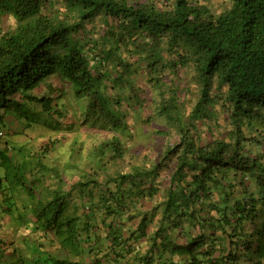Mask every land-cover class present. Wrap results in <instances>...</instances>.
<instances>
[{"label": "trees", "instance_id": "16d2710c", "mask_svg": "<svg viewBox=\"0 0 264 264\" xmlns=\"http://www.w3.org/2000/svg\"><path fill=\"white\" fill-rule=\"evenodd\" d=\"M164 1L0 0V264H264V0Z\"/></svg>", "mask_w": 264, "mask_h": 264}, {"label": "rangeland", "instance_id": "374dc122", "mask_svg": "<svg viewBox=\"0 0 264 264\" xmlns=\"http://www.w3.org/2000/svg\"><path fill=\"white\" fill-rule=\"evenodd\" d=\"M159 1L157 4L161 5L163 4L164 0H156ZM201 2H205L207 3L211 8H213L214 10H217L221 5H223V7L227 4L228 0H199ZM167 5V3H166ZM79 114V111H78ZM80 115V114H79ZM72 119L74 121L77 122V128L76 131L73 133H70V137L67 136V138L70 140L71 138H75V136H77L79 134V139L83 142L84 144V155L88 154V151L91 150L95 144H97V142H100L101 139L104 137V134H101V136L99 135V132L93 128H89L88 126H84V125H80V123L83 121V117H80L78 115H75L72 117ZM77 119V120H76ZM0 132L4 133L5 138L4 139H0V147H1V142L2 140H8L7 138H9V140H11V142L19 144L25 141H31V142H35L36 139H41V138H46L47 135H55L56 133H54L53 130H49L48 128H46L45 126H42L40 124V126L38 127H34L33 129L27 130L26 132H23V134L21 135H10L6 132V129H4L3 127L0 126ZM77 133V134H75ZM57 134H59L58 136L64 140V138L66 137V131L64 130H60L59 132H57ZM70 143L68 142L67 144L62 142V147L60 149H58L57 153H53V157L57 158V160H59L60 166H64L68 159V153L70 151V147L68 146ZM99 144V143H98ZM146 149V148H145ZM148 149V148H147ZM84 164V163H83ZM82 164V167H83ZM126 164H124L125 166ZM127 166V165H126ZM3 172V168H0V176ZM166 172V171H165ZM165 172H161L162 175Z\"/></svg>", "mask_w": 264, "mask_h": 264}, {"label": "crops", "instance_id": "0c3cea01", "mask_svg": "<svg viewBox=\"0 0 264 264\" xmlns=\"http://www.w3.org/2000/svg\"><path fill=\"white\" fill-rule=\"evenodd\" d=\"M1 150V149H0Z\"/></svg>", "mask_w": 264, "mask_h": 264}]
</instances>
